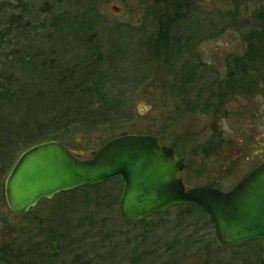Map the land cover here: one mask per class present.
<instances>
[{"label":"rangeland","instance_id":"rangeland-1","mask_svg":"<svg viewBox=\"0 0 264 264\" xmlns=\"http://www.w3.org/2000/svg\"><path fill=\"white\" fill-rule=\"evenodd\" d=\"M154 1L0 0V84H36L38 74L23 68L26 57L56 59L65 67L92 59L94 48L105 59L91 80L106 100L102 116L72 112L71 101L64 100L54 102L48 119L42 106L41 141H59L77 158L89 159L116 136L150 135L175 146L187 188L219 182L226 191L264 157V63H257L259 74L246 68L238 93L227 89L224 112L202 106L210 95V109L220 105L213 91L232 69L231 57L243 56L244 37L257 25L256 6L190 0L181 9L185 18L175 20L174 9ZM154 16L162 18L167 40ZM89 39L91 46L84 42ZM186 79L192 113L179 98L177 84ZM81 100L73 97L77 108ZM83 101L94 109L103 104L96 95ZM21 118L13 119L15 127ZM213 137L216 146L209 142ZM27 149L16 150L14 159L3 153L1 161L15 163ZM12 165L0 170V247L7 249L0 264H259V240L221 246L208 216L194 209L174 205L139 225L127 224L115 204L122 192L118 177L42 199L26 214L13 213L3 193Z\"/></svg>","mask_w":264,"mask_h":264},{"label":"water","instance_id":"water-1","mask_svg":"<svg viewBox=\"0 0 264 264\" xmlns=\"http://www.w3.org/2000/svg\"><path fill=\"white\" fill-rule=\"evenodd\" d=\"M181 159L150 135L122 134L89 159H79L59 141L36 144L20 154L4 182L8 208L26 214L42 199L98 185L122 182L119 213L135 224L174 205H193L205 213L221 246L259 240L264 264V161L227 191L210 187L185 189Z\"/></svg>","mask_w":264,"mask_h":264},{"label":"trees","instance_id":"trees-1","mask_svg":"<svg viewBox=\"0 0 264 264\" xmlns=\"http://www.w3.org/2000/svg\"><path fill=\"white\" fill-rule=\"evenodd\" d=\"M234 1L235 0H233V2ZM239 1H240L239 4L243 6H245V3L247 4L250 2L256 6V10L253 12V17L257 20V25L254 27L252 32L247 33L248 35L247 37L246 36L244 37L246 48L244 53L242 54L243 56L239 58L231 57L229 61L230 63L229 66H232V69L229 72H227V74L224 77V80L220 82L219 89L216 92L221 96L226 95L228 90L232 86L235 87L236 85L239 84L236 82L235 71L238 70L239 68L241 71L245 67H247V65L245 64V60L248 61V59H250V61L264 63V0H239ZM161 3L167 4L168 8H172L176 11V13L173 15V18L175 20H182L183 18H185L182 17L183 11H181V9H183V6L191 4L190 0L154 1V4L156 6H158ZM169 3H172L171 7H170L171 4ZM162 11L163 10H159V13ZM154 19L159 24V33L161 38L167 40L166 39L167 34L166 32H163L164 28L162 27L163 26L162 18L158 16H154ZM166 21L170 22V20H168L167 17H166ZM188 35L189 34L186 35V38H189L187 37ZM84 42H86L85 44H88L90 46L91 44H93V41H91V39H89L88 41L86 40ZM92 54H93L92 59H83V60L75 59L74 62L70 64H66L65 67H60L62 65L59 64V62L56 59L42 58L36 61L37 59H30L29 57H26L23 68L28 69L30 75L38 74V78L34 80L36 84L32 86H28L27 84L24 86L21 84V85H16L15 87H13L10 84V81L3 82L0 84L1 174L4 173L7 170V168H9V166L14 164L13 160L11 159H14L16 150L20 149L23 146L24 147L28 146V148H30L36 144L46 142V141H41L42 134L46 133L45 132L46 130L41 124H39L38 120L40 117L37 116V114L41 112L42 106L45 107L44 116H46L48 119L51 110H56L57 105L54 102H59V104H62L64 100L71 101L72 105L69 108H71L72 112L76 110L77 113H80L79 110L81 111L87 110L88 113L90 112V115L91 113L95 115V119L100 118V116H102L101 110L104 109L106 100L103 94L101 93V89L99 86L100 84H94L91 80H92V76L95 75L96 70L100 68V65L103 64V61L105 59L94 48L92 50ZM249 67L251 66L249 65ZM183 81L184 84L189 82L187 81V79ZM180 92H181L180 101L184 103V106L186 108L185 110H187V112L189 113H192L194 111L195 106L189 107V102L187 100L188 96L185 94L184 90H181ZM94 95H96L103 103L101 107L100 106L98 107V109L97 107L94 109L93 103L92 104L87 103L85 105L86 102L83 101L87 99H92ZM73 97H78V99H82L81 100L82 102L77 103V105H79L78 107L79 109L76 107V104L73 102ZM66 112L67 111L62 107V114H66ZM62 114H60V111L56 113V115L59 116H61ZM20 115L22 116L21 123L15 127L13 124L14 122L13 119H17V117ZM30 121H32V124H30ZM63 128H65V125H63ZM172 147L175 149V146L172 145ZM3 153H6V155H8L11 158L8 160L7 163L5 162L3 163V161H1V156L3 155ZM3 168L6 170H4ZM115 180L116 179H113L111 181L115 182ZM103 184H105V182L98 185H91L84 187H100ZM221 187L218 186V189H222ZM120 194L118 193V195H116L118 199L120 197ZM115 202H116L115 204H119L117 203V199L115 200ZM179 207H185L186 208L185 211L189 213L192 212L191 209H194L196 211H199L201 214H204L193 205H179ZM142 221L143 220H140L136 224L139 225L140 223H142ZM255 241L256 240H250L246 242H241L239 244L252 243ZM260 247L262 248L261 244ZM6 253L7 250L5 249L3 250V252L2 251L0 252V256L5 255Z\"/></svg>","mask_w":264,"mask_h":264},{"label":"flooded vegetation","instance_id":"flooded-vegetation-1","mask_svg":"<svg viewBox=\"0 0 264 264\" xmlns=\"http://www.w3.org/2000/svg\"><path fill=\"white\" fill-rule=\"evenodd\" d=\"M257 63L258 62H254V61H250V59H248V61H246L245 60V64L247 65V67H245L243 70H241V71H243V72H241L240 71V68L238 69V70H236L235 71V74H236V82L237 83H239L238 85H236L235 87L234 86H232L229 90H231L232 88L233 89H235L232 93H238V90L243 86V84H244V82H245V76L246 75H248V73H251V72H255V74H259L258 73V68H257ZM243 64V63H242ZM249 65L251 66V67H249ZM246 68H248V70L247 71H249L248 73H246L247 71H246ZM244 76V77H243ZM223 80H224V77H223ZM187 81H189L188 83H183L184 81L182 80L179 84H177L178 86H179V92L181 91V90H184L185 92L186 91H188V86H190V79H187ZM214 85H216V86H218V83H216V84H214ZM220 86V85H219ZM213 87H210L209 89H212ZM212 90H214V89H212ZM213 92H217V90L216 91H213ZM231 93V94H232ZM188 94V93H187ZM228 94V93H227ZM227 94L225 95V96H221V95H219V94H217V98H221L220 99V105H218V106H216L214 109H210V103L212 102L213 103V96L212 95H210L209 96V100H205L204 102H205V104L202 106L203 108H207L208 110H206V112H208V111H211V112H213V113H216L219 109H221L223 112H224V110L222 109L223 108V105H224V103H225V101H226V99H227V97H229V96H227ZM230 94V95H231ZM179 98H180V95H179ZM197 100V99H196ZM210 109V110H209ZM223 114V113H222ZM155 138V137H154ZM158 140V139H157ZM216 139L213 137V138H211L210 139V143L212 144V142L213 141H215ZM223 140V139H222ZM160 141V140H159ZM160 142H162V141H160ZM162 143H164V144H167V143H165V142H162ZM223 143V141H221V144ZM219 144V143H218ZM167 145H169V144H167ZM212 145H214V146H216L217 145V143H215V144H212ZM173 150H174V152H175V154L181 159V157L179 156V154H178V152H177V150H176V148L174 149L171 145H169ZM70 151V150H69ZM71 152V151H70ZM72 153V152H71ZM264 161V157H263V159L260 157L259 158V161L257 162V164L252 168V169H254L257 165H259L260 163H262ZM181 162L183 163V170L185 169V163H184V161L181 159ZM229 167L230 166H226V168H228L229 169ZM251 169V170H252ZM183 170H182V172H183ZM251 170H249L248 172H246V174H248ZM182 172L179 174V178L181 179V177H180V175L182 174ZM246 174H244L238 181H240ZM219 177H221L222 179H224L225 177H226V175H225V173L223 174V173H221V174H219ZM181 181H182V183H183V180L181 179ZM237 181V182H238ZM222 183L224 182V181H221ZM236 182V183H237ZM235 183V184H236ZM235 184H233L231 187H233ZM183 185H184V187H185V189H191V188H196V187H210V188H215V189H218V186H220L221 187V184L218 182V184L215 182H209V183H206V184H204V185H202V186H196V187H190V188H187L186 187V185L183 183ZM231 187H229V189L231 188ZM222 188V187H221ZM223 189V188H222ZM228 189V190H229ZM218 190H221V189H218ZM221 191H223V190H221ZM227 191V190H226ZM3 250H5V248L4 247H0V252L2 251L3 252ZM7 250V249H6Z\"/></svg>","mask_w":264,"mask_h":264}]
</instances>
